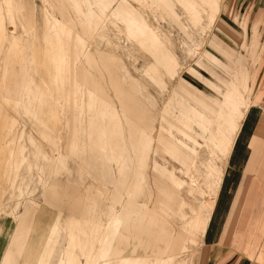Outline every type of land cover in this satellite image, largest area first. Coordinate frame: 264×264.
<instances>
[{"label": "rangeland", "instance_id": "obj_1", "mask_svg": "<svg viewBox=\"0 0 264 264\" xmlns=\"http://www.w3.org/2000/svg\"><path fill=\"white\" fill-rule=\"evenodd\" d=\"M256 1L0 0V264H40L59 216L54 256L70 217L98 219L106 246L113 216L140 264H259L264 131L253 197L231 212L264 117ZM231 81L232 135L215 114Z\"/></svg>", "mask_w": 264, "mask_h": 264}, {"label": "crops", "instance_id": "obj_2", "mask_svg": "<svg viewBox=\"0 0 264 264\" xmlns=\"http://www.w3.org/2000/svg\"><path fill=\"white\" fill-rule=\"evenodd\" d=\"M254 1H255V4L259 2L256 0ZM246 125L247 123H245V126ZM263 131H264V117L261 119V121L258 123V125L255 128V135L251 142L252 156L244 172L245 174L244 180L242 181V184L240 185L239 190L237 192V196H236L237 200H234L233 210H231L233 214L236 213V208L238 207L239 197L242 198V196L244 195L243 197L245 199L247 197V200H250L253 197V191L256 188V186L253 185L252 187L249 188L248 186L249 184H247V182L249 180V176H251V174H253L256 169V164L259 158L258 156L259 145H260L259 136H261ZM230 191H231V187L227 189L228 193ZM222 207L220 208V210L222 209ZM60 208H62V205ZM232 216L233 215H230V217L228 218V221L226 223V229L230 226L232 222ZM88 218L93 219L92 214L88 215ZM113 218L114 217L112 216V219ZM118 219H119V225H120L121 220L119 217ZM96 220H97L98 226L90 227L88 224V227L91 229L90 231L87 232L85 231L84 228H75L76 225H73V223L75 221L79 222V220H76L70 217L67 221V227L69 229V232L67 234V240H68L67 247L62 249L61 246L60 247L58 246L57 247L58 250L56 251L57 255L54 256L55 248H56L54 246L53 254L50 257L48 264H58L64 251H66L67 249L73 250L74 257L73 256L72 257L74 261L72 262V264H103V262L106 264H127V263L140 264L138 256L136 254L132 255V251L134 250V253H135L137 245L140 244V243L137 244V242H139V239H136L135 240L136 242L134 240L130 241L129 236L128 237L126 236V233H127L126 231L129 230L128 232L130 233V231L132 230L131 228H134V224L132 225L131 223H129L126 226L122 222L121 224L122 228H119L117 232V236L115 237V234L114 236L110 235V237L107 238L109 239L108 244L106 246H103L102 238L100 234L101 226H100L98 219ZM60 222H61V219H60ZM213 232L215 233L214 236L216 237L217 232H218L217 224L213 228ZM261 232L264 238V224L262 226ZM127 238H128V244L126 241ZM134 238L135 236L133 237V239ZM82 240L84 241V243ZM213 240H214V237L208 243L210 244L211 242H213ZM76 249L78 251H76ZM127 249L129 250L128 252H131V255L126 254ZM259 249H261L260 250L261 252L257 258V261L259 262V264H261V261L264 260V242L259 245ZM79 256H81L83 261H80ZM182 264H185V263L182 262Z\"/></svg>", "mask_w": 264, "mask_h": 264}, {"label": "bare ground", "instance_id": "obj_3", "mask_svg": "<svg viewBox=\"0 0 264 264\" xmlns=\"http://www.w3.org/2000/svg\"><path fill=\"white\" fill-rule=\"evenodd\" d=\"M129 17V21H130V23H135L136 22V20L135 19H133L132 18V16L131 15H129L128 16ZM205 61L209 64V65H211V66H213V68H214V65L213 64H211V63H209L206 59H205ZM194 68H195V70H193V71H199L200 72V70H201V68H202V66H200L199 64H198V66L197 65H194ZM215 70V69H214ZM225 79H226V77H224ZM231 78H233V77H231ZM233 80V79H232ZM212 83V82H211ZM220 84V86H222L223 88H224V92H222L223 93V96H222V98H221V102L219 103V105H221V108H219L218 110H216L215 111V114H216V116L220 119V118H222V116H223V114H224V111H226V115H227V120H226V123L228 124V125H230V131H231V135L232 134H234L235 132H236V130H237V124L239 123V121H240V118H241V116H242V112L239 110V104H238V102L240 101V97H239V94H238V92L235 90V88H236V86H235V84L231 81V83L230 84H224L223 83V85L221 84V83H219ZM247 87V86H246ZM238 89V88H237ZM182 101V100H181ZM241 103V102H240ZM181 104V103H180ZM242 107H243V104L241 103L240 104ZM245 105V104H244ZM188 110H190V106H188ZM194 110V109H193ZM195 113H194V115L196 114L197 116H198V121L199 122H208L207 121V119L206 118H204L203 117V115L202 114H200V113H198V112H196V111H194ZM238 114H240V117L237 119V121H235V118H234V116L236 117V115H238ZM197 119V118H196ZM236 128H235V127ZM229 135V134H228ZM224 136V135H223ZM221 139V138H220ZM219 139V140H220ZM232 139V138H231ZM195 141V140H194ZM227 146V148L229 147V145L227 144L226 145ZM58 162H60V164L61 165H64V162L62 161V160H59ZM59 164V163H58ZM52 167H53V165H52ZM172 179V178H171ZM175 179V178H174ZM172 181V180H171ZM175 181V180H174ZM173 181V182H174ZM192 182V181H191ZM116 200L118 201V202H120V200H121V198L120 197H116ZM114 201V200H113ZM55 217H57V216H55ZM60 216L57 218V221H54V222H56L55 224H53V227L50 229L49 228V230H47V232L46 233H48V238H46V239H44V241H42V243L44 244H42V250L41 251H44L45 252V256H41V254L39 253H36V251L38 250H36L35 251V254H36V256L35 257H38L36 260H40V264H48V262H49V260H50V257L52 256V254H53V250H54V244L56 243V241L55 242H53L52 241V238L54 237V236H56L57 234H58V231H59V229H58V224H60L59 222H60ZM112 225H113V228H112V232H111V235H114V233L116 232V227H117V221H116V218L114 217V219H113V221H112ZM49 231V232H48ZM47 234H45V236H46ZM39 240H42V239H39ZM83 241V240H82ZM53 242V243H52ZM39 243H41V242H38V244ZM83 243H84V241H83ZM82 245V244H81ZM80 245V246H81ZM41 246V245H40ZM33 247V246H32ZM83 247V246H82ZM38 248V247H37ZM80 248V247H79ZM31 248H29V249H27V251L28 250H30ZM40 251V250H39ZM40 251V252H41ZM38 252V251H37ZM28 254V253H27ZM31 254V253H30ZM38 255V256H37ZM28 257H29V254L27 255ZM30 256H32V254L30 255ZM74 257V256H73ZM73 257H71V254H67V256H66V263L65 264H72V262L74 261V259H73ZM33 258V257H32ZM73 259V260H72ZM27 261H31L32 263L33 262H35V259H30V257L28 258V260ZM58 264H61V263H59L58 262ZM103 264H106V263H104L103 262Z\"/></svg>", "mask_w": 264, "mask_h": 264}, {"label": "snow or ice", "instance_id": "obj_4", "mask_svg": "<svg viewBox=\"0 0 264 264\" xmlns=\"http://www.w3.org/2000/svg\"><path fill=\"white\" fill-rule=\"evenodd\" d=\"M235 259V258H234ZM233 264H234V262H233Z\"/></svg>", "mask_w": 264, "mask_h": 264}]
</instances>
